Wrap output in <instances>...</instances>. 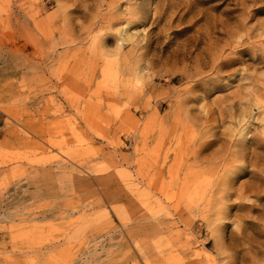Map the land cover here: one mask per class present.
<instances>
[{
	"label": "rangeland",
	"instance_id": "374dc122",
	"mask_svg": "<svg viewBox=\"0 0 264 264\" xmlns=\"http://www.w3.org/2000/svg\"><path fill=\"white\" fill-rule=\"evenodd\" d=\"M0 264H264V0H0Z\"/></svg>",
	"mask_w": 264,
	"mask_h": 264
},
{
	"label": "bare ground",
	"instance_id": "6f19581e",
	"mask_svg": "<svg viewBox=\"0 0 264 264\" xmlns=\"http://www.w3.org/2000/svg\"><path fill=\"white\" fill-rule=\"evenodd\" d=\"M214 57H212L211 59H214V58H216L217 56H219L217 53H214ZM215 64V66L219 69L220 67H223L225 64L224 63H221L220 61L219 62H217V63H214ZM208 66V65H207ZM261 145V144H260ZM172 170V169H171ZM168 200V199H167Z\"/></svg>",
	"mask_w": 264,
	"mask_h": 264
}]
</instances>
